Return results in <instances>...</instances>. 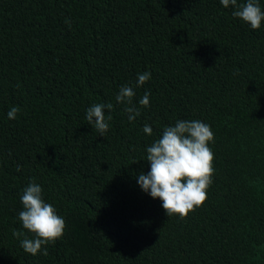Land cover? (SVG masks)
<instances>
[{"label": "trees", "instance_id": "obj_1", "mask_svg": "<svg viewBox=\"0 0 264 264\" xmlns=\"http://www.w3.org/2000/svg\"><path fill=\"white\" fill-rule=\"evenodd\" d=\"M233 11L220 0H0V264H264V21L253 30ZM125 85L133 121L115 99ZM100 103L113 105L104 136L86 119ZM178 120L214 134L213 182L186 218L137 182L147 148ZM33 182L66 223L47 256L13 236H32L19 213Z\"/></svg>", "mask_w": 264, "mask_h": 264}, {"label": "clouds", "instance_id": "obj_2", "mask_svg": "<svg viewBox=\"0 0 264 264\" xmlns=\"http://www.w3.org/2000/svg\"><path fill=\"white\" fill-rule=\"evenodd\" d=\"M225 9L232 6L233 17L240 18L249 24L253 30L261 28L264 21V11L258 0H220ZM67 22V21H66ZM151 78L150 72L138 74L136 84L143 86ZM135 90L133 86H123L115 99L119 104L125 105L129 121L140 115L133 104ZM150 93L139 100L143 107L149 106ZM110 113L113 109L111 103L94 104L86 112L89 124L104 136L109 129L112 116L105 115V110ZM21 111L18 106H13L7 113L9 119H16ZM144 133L152 135L153 129L145 124ZM214 140L211 127L199 120H178L174 126L165 127L162 137L147 148V162L150 171L138 176V184L142 190L153 199H159L168 217L178 215L186 218L190 212L201 207L207 199V189L211 185L213 176L212 162L214 155L209 142ZM18 171L19 166H18ZM23 210L19 213V220L25 231L13 230V236L21 239L23 250L36 256L48 251L42 246L62 238L65 234L66 223L59 216L55 208L42 198V188L36 183H30L21 196Z\"/></svg>", "mask_w": 264, "mask_h": 264}]
</instances>
